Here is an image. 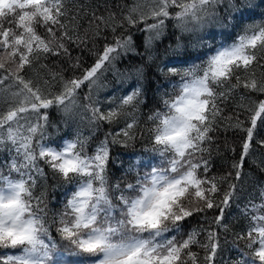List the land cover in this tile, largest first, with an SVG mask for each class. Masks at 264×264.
<instances>
[{"label": "snow or ice", "instance_id": "1", "mask_svg": "<svg viewBox=\"0 0 264 264\" xmlns=\"http://www.w3.org/2000/svg\"><path fill=\"white\" fill-rule=\"evenodd\" d=\"M225 4L226 21L219 11ZM254 7L258 5L250 0L239 5L236 0H136L124 21L145 34L144 53L137 51L124 21L116 23L114 14L105 19L93 12L89 23L98 22L96 34L100 24L110 26L113 42L93 52L95 62L82 75L66 78L46 61H71L69 45L86 44L74 23L79 14L71 13L68 0H0V152L11 157L4 165L8 174L0 171V264H200L193 246L204 250V264H215L220 230H229L225 211L240 195L241 185L230 182L217 203L221 187L208 176L205 153L210 154V133L218 121L231 120L223 116L222 105L237 96V108L251 115L247 122L237 117L230 125L244 133L240 159L232 165L235 181L242 180L253 143L264 147V137L257 139L264 128V99L251 95H264V22L245 24L232 43L221 44L199 63L157 66L161 75L179 76L178 82L169 81L178 94L161 97L163 109L147 115L145 152L151 156L147 163L137 158L138 167L124 170L134 183H113L109 165L112 145L128 147L137 139V113L146 103L141 99L143 67L133 68L127 79L135 77L137 82L119 97L102 100L99 91L107 88L102 80L123 55H146L153 63L156 54L149 50L165 34L169 21L180 32L175 48L169 46L170 54L189 57V47L195 50L207 43L212 48L199 35L206 28H235L242 21L234 14ZM118 28L127 34L115 35ZM184 35L194 39L186 45ZM72 66L82 67L79 57ZM114 75L118 83H125L118 70ZM85 87L88 93L82 102ZM53 109L64 117L71 138L53 139ZM122 118L124 126L107 132L89 154L102 124H117ZM77 120L86 122L88 134L80 124L71 129L70 122ZM140 138H145L144 132ZM139 169H146L143 175ZM49 176L62 181L63 187L73 186L58 211L50 207ZM213 209L219 210L211 222L215 229L184 232L190 217ZM241 214L246 225L236 235L247 241L249 252L237 264H264V186H259L258 195L256 190L248 194ZM202 232L206 242L198 239Z\"/></svg>", "mask_w": 264, "mask_h": 264}, {"label": "trees", "instance_id": "2", "mask_svg": "<svg viewBox=\"0 0 264 264\" xmlns=\"http://www.w3.org/2000/svg\"><path fill=\"white\" fill-rule=\"evenodd\" d=\"M136 0H68V7L72 14H79L78 19L74 23L79 24L78 35L86 40V44L77 47L75 44H70L69 48L71 51L72 60L69 61L66 57L57 58L50 57L46 63L49 68L55 72L63 73L66 78H71L72 76L82 75L83 69L91 66L96 57L93 52H100L106 43L113 42V33L111 27L105 28L103 24L99 26V35H97V23H89L92 20V14L95 13L96 16H103L105 19L109 17L110 14L115 15V22L120 23L124 21V16L128 13L129 9L135 4ZM241 0H236L237 5H239ZM253 5H258L252 9H243V15L240 13H235L238 23L235 28H220L215 25L208 27L204 32L210 34H215L216 43L230 44L232 43L237 34L243 30L245 24H254L256 22H264V0H250ZM225 5H221L219 8L220 15L227 20V14L225 13ZM125 27L132 34L134 45L138 52L144 53V40L145 34L136 31L135 28H131L124 21ZM43 33V29H40ZM124 29L118 28L115 35H126ZM217 34V35H216ZM177 36H180L178 29L173 27V22H168V27L165 30V34L154 42V48L149 51L155 52L156 59L153 63L149 64L147 62V56L134 55L129 52L127 55H123L119 60L115 62V68L110 69L102 80V83L107 85L106 89L99 91V96L103 100L105 96L115 95L119 97L124 92L128 91L132 86L136 84V79L133 77L130 81L127 79L128 75L132 72L135 67H143V79L140 81L145 95L141 99H145V104L139 105V112L137 115L140 117V127L137 129V139L135 142H129L128 147H122L120 144H114L111 146V161H110V174L112 182L115 183L116 180H120L122 186L127 183L128 180H132L130 177L125 176L124 170L130 165L138 167L137 158H142V162L147 163L151 153H146L145 148L149 147V142L147 139V130L144 127L147 115L151 111L157 109H163V104L161 97L173 98L178 91H174L169 84V81L178 82L179 76L167 77L161 75L157 70V66L161 63L170 64L169 62L175 58L170 54L171 48L174 49L176 44ZM188 38H194L189 35H184ZM181 39L184 41L183 36ZM173 42V43H172ZM168 50L166 54L165 50ZM79 57V63L81 68H74L72 65L76 63V58ZM187 58V57H184ZM171 65V64H170ZM177 67H181L176 65ZM123 74L125 83L120 84L117 82V77L114 75L116 71ZM44 73L45 70H40ZM167 72V69H165ZM35 78L34 73H30ZM240 91H244L241 89ZM88 93V89L85 87L81 93V101H83V96ZM254 99H264V95L258 96L257 94H251ZM239 103V97H235L233 100L229 101L227 105H222L224 108V117H231V120L221 118L216 126V129L210 133L213 140L210 147V154L205 153V157L209 159L210 171L208 173L209 177H215L218 184H220L221 191L217 197V203L223 198V193L228 190V184L230 182H236L241 185L240 195L237 199L233 200L231 207L227 208L225 211L224 223L228 225V231L225 232L223 229L220 230V249L215 259V264H237L244 253L249 252L246 247L247 241L237 239V233L245 227L246 221L242 218L241 208L248 202V194L256 190L258 195L259 186H264V147H261L257 143H253V151L249 157L245 160L242 169V180L235 181V170L232 165L238 162L241 155V144L242 137L244 133L234 129L230 125H234L237 122V117L239 120L245 122L248 121L251 115L244 109H238L237 104ZM249 107L252 105L248 101H245ZM107 107V104L104 105ZM54 114V115H53ZM64 117L58 113L55 109L50 111V121L57 127L49 128V132L52 133L53 139L60 136L67 135V138H71L72 133L70 132L69 126H66L63 122ZM77 124L82 126V130L85 134H88L89 129L86 122H81L77 120L76 123L70 122L71 129H75ZM124 126L123 118L119 123L113 125L102 124L100 130L93 137L89 152L95 147L100 140H103L107 132L118 131L119 128ZM58 128V130H57ZM141 132L145 133V138L141 139ZM264 137V128L259 129V135L257 139ZM11 157L7 151L0 152V171H3L5 175L8 174L7 167L4 165L10 162ZM144 170V169H139ZM231 173V175H229ZM15 174V173H14ZM134 172L131 174L133 176ZM48 199L50 205L54 206V210H57V205L62 204L61 202L66 200L67 187L62 186V181L52 180L51 176L48 178ZM219 214L218 209L207 210L206 215L204 213L197 214L190 217L184 223V232H189L192 229L200 228H212L215 229V224L211 223L214 217ZM201 242H206V233L202 232L198 237ZM193 251L198 253L200 264H204L205 252L202 248L198 246H193ZM257 264L259 262L257 261Z\"/></svg>", "mask_w": 264, "mask_h": 264}]
</instances>
